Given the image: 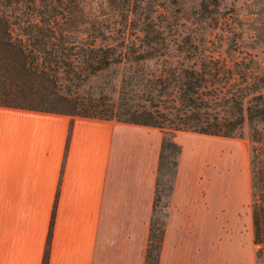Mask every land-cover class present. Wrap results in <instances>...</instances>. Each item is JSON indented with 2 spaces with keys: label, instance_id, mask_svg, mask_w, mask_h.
<instances>
[{
  "label": "crops",
  "instance_id": "obj_1",
  "mask_svg": "<svg viewBox=\"0 0 264 264\" xmlns=\"http://www.w3.org/2000/svg\"><path fill=\"white\" fill-rule=\"evenodd\" d=\"M205 135L174 133L156 264H212V252L237 264L236 237L223 231V251L216 232L212 246ZM161 137L147 124L0 105V264H41L48 230L47 264H142Z\"/></svg>",
  "mask_w": 264,
  "mask_h": 264
},
{
  "label": "trees",
  "instance_id": "obj_2",
  "mask_svg": "<svg viewBox=\"0 0 264 264\" xmlns=\"http://www.w3.org/2000/svg\"><path fill=\"white\" fill-rule=\"evenodd\" d=\"M68 5L67 0H0V105L113 118L161 131L142 263L156 264L164 220L157 221L154 211L162 182L168 192L172 187L180 151L174 133L240 136L244 118L264 127L263 74L242 58L227 63L223 56L186 50L180 61L157 74L145 76L134 69L121 76L117 95L110 99L101 90L84 87L85 80L110 65L161 55L164 38L121 31L77 38L72 31L79 16L62 15L70 13ZM96 37L110 41L95 43ZM184 58L190 62L183 63ZM235 77L239 84L229 88ZM248 137L251 241L256 264H264V130L252 126ZM49 238L50 230L41 264H47Z\"/></svg>",
  "mask_w": 264,
  "mask_h": 264
},
{
  "label": "rangeland",
  "instance_id": "obj_3",
  "mask_svg": "<svg viewBox=\"0 0 264 264\" xmlns=\"http://www.w3.org/2000/svg\"><path fill=\"white\" fill-rule=\"evenodd\" d=\"M70 13L78 15L80 23L72 34L89 39L88 32L116 35L118 31L129 36L156 33L163 36L161 55L139 61L110 65L85 80L93 89L101 90L110 99L117 95L121 76L134 69L145 76L157 74L174 65L186 50H203L214 56H223L227 63L242 58L245 65L263 74L264 80V0H67ZM91 33V34H92ZM201 38V42L198 39ZM110 39L95 43L109 42ZM136 43L134 48H137ZM189 63V59H183ZM240 65V64H239ZM229 88L239 83L230 80ZM227 86V84L225 85ZM264 89V87H263ZM264 130L260 123L242 121L241 135H205L203 143L204 166L199 176H208L205 183L210 205L212 246L217 241L224 246L225 235L234 236L237 244V264H256L251 241L249 210V145L251 127ZM167 176V175H161ZM167 178V177H166ZM165 177H162L164 180ZM163 191L154 211L157 221H163L168 190ZM225 230L226 234L223 233ZM233 252V249H232ZM221 260V257H220ZM220 264L223 261H219ZM212 264L213 252H212Z\"/></svg>",
  "mask_w": 264,
  "mask_h": 264
}]
</instances>
